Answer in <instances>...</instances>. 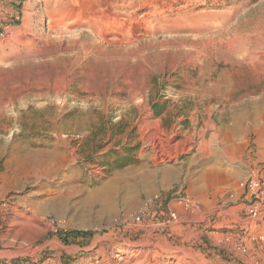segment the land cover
Instances as JSON below:
<instances>
[{"label": "rangeland", "instance_id": "1", "mask_svg": "<svg viewBox=\"0 0 264 264\" xmlns=\"http://www.w3.org/2000/svg\"><path fill=\"white\" fill-rule=\"evenodd\" d=\"M252 171L264 0H0V264H264Z\"/></svg>", "mask_w": 264, "mask_h": 264}, {"label": "built area", "instance_id": "2", "mask_svg": "<svg viewBox=\"0 0 264 264\" xmlns=\"http://www.w3.org/2000/svg\"><path fill=\"white\" fill-rule=\"evenodd\" d=\"M245 187L248 193L249 204L247 206V214L251 219H259L264 215V180L258 175V171H252L248 174L245 182ZM159 194H155L150 197L148 202L153 199L158 200ZM186 206L192 204V201L187 197L185 199ZM147 206V202L145 204ZM137 221L141 220V215H136L134 217ZM178 219V213L176 211H170L169 219L167 222H175ZM243 251H246V247H243Z\"/></svg>", "mask_w": 264, "mask_h": 264}, {"label": "bare ground", "instance_id": "3", "mask_svg": "<svg viewBox=\"0 0 264 264\" xmlns=\"http://www.w3.org/2000/svg\"><path fill=\"white\" fill-rule=\"evenodd\" d=\"M109 4V3H108ZM108 6H110V5H108ZM114 7V6H113ZM122 6H120V5H118V6H116V8H114L113 10H117V11H119V10H121L120 8H121ZM131 12H130V14H129V18H131L132 19V17L137 13V11L138 10H140L141 9V4L140 3H134L133 2V4H131ZM109 9V8H108ZM135 17V16H134Z\"/></svg>", "mask_w": 264, "mask_h": 264}, {"label": "trees", "instance_id": "4", "mask_svg": "<svg viewBox=\"0 0 264 264\" xmlns=\"http://www.w3.org/2000/svg\"><path fill=\"white\" fill-rule=\"evenodd\" d=\"M157 113H158V112H157ZM74 237H75V238H78V237H79V233H77Z\"/></svg>", "mask_w": 264, "mask_h": 264}, {"label": "crops", "instance_id": "5", "mask_svg": "<svg viewBox=\"0 0 264 264\" xmlns=\"http://www.w3.org/2000/svg\"><path fill=\"white\" fill-rule=\"evenodd\" d=\"M247 230V229H246Z\"/></svg>", "mask_w": 264, "mask_h": 264}]
</instances>
